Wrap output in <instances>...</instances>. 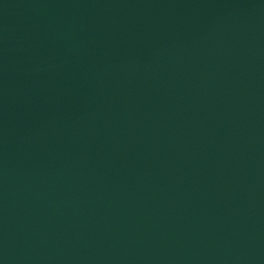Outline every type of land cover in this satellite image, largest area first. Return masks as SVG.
I'll return each instance as SVG.
<instances>
[{
  "label": "water",
  "instance_id": "1",
  "mask_svg": "<svg viewBox=\"0 0 264 264\" xmlns=\"http://www.w3.org/2000/svg\"><path fill=\"white\" fill-rule=\"evenodd\" d=\"M0 264H264V0H0Z\"/></svg>",
  "mask_w": 264,
  "mask_h": 264
}]
</instances>
